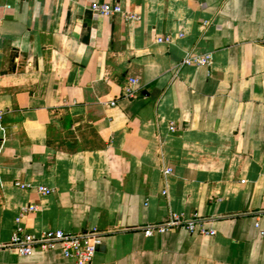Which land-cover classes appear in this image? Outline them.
Returning a JSON list of instances; mask_svg holds the SVG:
<instances>
[{
    "label": "crops",
    "instance_id": "obj_1",
    "mask_svg": "<svg viewBox=\"0 0 264 264\" xmlns=\"http://www.w3.org/2000/svg\"><path fill=\"white\" fill-rule=\"evenodd\" d=\"M263 34L264 0H0V240L33 204L29 232H106L91 264H264ZM173 212L216 234L145 235Z\"/></svg>",
    "mask_w": 264,
    "mask_h": 264
},
{
    "label": "built area",
    "instance_id": "obj_2",
    "mask_svg": "<svg viewBox=\"0 0 264 264\" xmlns=\"http://www.w3.org/2000/svg\"><path fill=\"white\" fill-rule=\"evenodd\" d=\"M92 8L101 14H114L121 12L120 5H111L109 3H92ZM127 19H138V16L132 13H125ZM159 38V41H163ZM166 41H171V37H167ZM264 44V34L262 37ZM212 61L210 53L195 54L187 53L178 66L183 65H209ZM136 79H130V85L126 95L133 96L136 92ZM116 101H112L115 104ZM173 128V127H172ZM39 191L44 194H49L51 189L48 187H39ZM36 206L31 204L22 209L18 217V224L8 241L0 240V250H13L21 256L31 255L36 250L50 251L61 249L63 255L73 260L76 264H91L95 257L97 247L103 243L106 232L99 227H87L79 232L65 231L62 229H49L41 233L29 232L23 225L22 219L28 213L36 210ZM187 229L191 233L200 235H215L216 231L208 228L203 218L194 214L186 216L184 214L173 212L170 216L161 223H149L144 227V233L147 236L157 232H165L168 230Z\"/></svg>",
    "mask_w": 264,
    "mask_h": 264
}]
</instances>
